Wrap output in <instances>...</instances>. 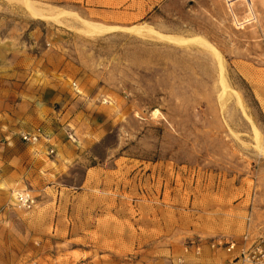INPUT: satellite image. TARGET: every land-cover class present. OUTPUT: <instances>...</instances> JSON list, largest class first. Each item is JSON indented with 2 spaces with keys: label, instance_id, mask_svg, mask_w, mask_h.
I'll return each mask as SVG.
<instances>
[{
  "label": "rangeland",
  "instance_id": "obj_1",
  "mask_svg": "<svg viewBox=\"0 0 264 264\" xmlns=\"http://www.w3.org/2000/svg\"><path fill=\"white\" fill-rule=\"evenodd\" d=\"M36 8L51 19L31 21L58 31L52 62L76 102L71 124L58 106L59 130L42 139L46 169L36 179L29 166L0 205V264H195L210 252L241 264L237 250L186 247L264 239V0H143L137 27L115 34ZM22 194L29 211L15 207Z\"/></svg>",
  "mask_w": 264,
  "mask_h": 264
},
{
  "label": "crops",
  "instance_id": "obj_2",
  "mask_svg": "<svg viewBox=\"0 0 264 264\" xmlns=\"http://www.w3.org/2000/svg\"><path fill=\"white\" fill-rule=\"evenodd\" d=\"M24 1L0 0V205L7 202L9 195L6 193L24 187L29 166L33 165L36 179L40 176L41 167L46 169V165L38 160L44 157L47 145L42 140L37 144H27L21 137L41 129L47 140L53 142L52 136L59 130L58 124L62 120L58 106L65 107V121L69 122L70 117L71 124L76 102L57 80L62 62H52V49L56 42H51V39L57 36L58 31L33 23ZM26 1H31L35 7L47 6L77 15L86 23L111 29L106 34L135 28L144 17L143 0ZM41 38H45L48 50H39ZM7 53H15L16 60H8ZM54 59L57 60L56 56ZM55 167L53 175L58 172L60 161ZM230 261L229 257L210 252L209 257L194 262L229 264ZM172 262L178 264L175 259ZM180 262L192 264L184 257Z\"/></svg>",
  "mask_w": 264,
  "mask_h": 264
},
{
  "label": "built area",
  "instance_id": "obj_3",
  "mask_svg": "<svg viewBox=\"0 0 264 264\" xmlns=\"http://www.w3.org/2000/svg\"><path fill=\"white\" fill-rule=\"evenodd\" d=\"M76 90V85H71ZM45 136L41 129H37L33 133L23 135L21 140L27 144H36ZM47 139V138H46ZM53 151H50L52 154ZM34 206V200L27 195H18L15 200V207L21 210L29 211ZM203 244H206L212 250L223 249L227 253H232L237 250L238 256L235 258L241 264H264V239H252L249 234L242 237L240 242L233 240H212L202 243L201 239L189 242L187 248L192 249L196 254L200 253Z\"/></svg>",
  "mask_w": 264,
  "mask_h": 264
},
{
  "label": "bare ground",
  "instance_id": "obj_4",
  "mask_svg": "<svg viewBox=\"0 0 264 264\" xmlns=\"http://www.w3.org/2000/svg\"><path fill=\"white\" fill-rule=\"evenodd\" d=\"M31 2V1H30ZM30 2H28V1H24V6H25V9H26V11L28 12V14L29 15H31L32 17H34V18H36V19H44V20H50L51 19V17H49V16H47L48 15V13L47 14H43L39 9H37L36 7H35V5H32ZM41 10H42V8H41ZM53 10V9H52ZM45 11V10H44ZM53 11H55L56 12V10H53ZM47 12V11H46ZM49 12V11H48ZM58 12V11H57ZM60 12V11H59ZM63 12V11H62ZM45 13V12H44ZM57 14V13H56ZM59 15V14H58ZM54 16V15H53ZM56 17H54V19H55ZM83 21V20H82ZM84 24H82L83 26H84V30H87L88 32H90V33H92V34H99V33H103V32H108V30L109 29H107V28H97L96 26H94L93 24H89V23H85V22H83ZM110 31H111V29H110ZM149 31V30H148ZM136 32H137V30H136ZM135 32V33H136ZM153 32V31H152ZM150 33V32H149ZM148 33V34H149ZM147 34V33H146ZM153 34V33H152ZM152 34H149V36L150 35H152ZM145 36V35H144ZM152 36H154L156 39L158 38V39H160V40H163L164 41V39H167V40H169V41H174V42H179V43H186V42H192V43H197V44H201V45H206L203 41H201V40H198V39H190V40H184V39H180V38H176V37H172V36H163V35H160V34H154V35H152ZM151 37V36H150ZM152 39V38H151ZM240 106V105H239Z\"/></svg>",
  "mask_w": 264,
  "mask_h": 264
}]
</instances>
